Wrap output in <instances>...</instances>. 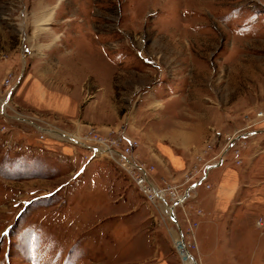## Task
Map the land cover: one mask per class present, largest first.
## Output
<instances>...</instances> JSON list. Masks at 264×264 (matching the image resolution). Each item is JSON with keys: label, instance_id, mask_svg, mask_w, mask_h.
Listing matches in <instances>:
<instances>
[{"label": "rangeland", "instance_id": "rangeland-1", "mask_svg": "<svg viewBox=\"0 0 264 264\" xmlns=\"http://www.w3.org/2000/svg\"><path fill=\"white\" fill-rule=\"evenodd\" d=\"M228 158L240 205L206 180L171 220ZM181 239L264 264V0H0V264H184Z\"/></svg>", "mask_w": 264, "mask_h": 264}, {"label": "crops", "instance_id": "crops-1", "mask_svg": "<svg viewBox=\"0 0 264 264\" xmlns=\"http://www.w3.org/2000/svg\"><path fill=\"white\" fill-rule=\"evenodd\" d=\"M59 156L64 157L63 154ZM228 162H230L229 158L227 161L218 162L216 164L211 163V165H209L212 166L210 168L214 167V170H211L210 173L207 174L205 181L207 180L213 189L212 191L203 192L202 195L203 204L206 209L210 210V214H214L218 211L217 213L227 215L230 211V206H238L243 201H236L242 186L240 184L238 172L234 168L231 169L230 163Z\"/></svg>", "mask_w": 264, "mask_h": 264}, {"label": "built area", "instance_id": "built-area-1", "mask_svg": "<svg viewBox=\"0 0 264 264\" xmlns=\"http://www.w3.org/2000/svg\"><path fill=\"white\" fill-rule=\"evenodd\" d=\"M98 149L99 148H97V147H93L92 148V153H93V155H96V154H99V151H98ZM123 159H125V158H123ZM128 161H130V160H128ZM126 162V161H125ZM131 162V161H130ZM134 164V163H133ZM216 164V163H215ZM135 165V164H134ZM210 168V166L208 165L207 166V169L206 170H208ZM143 176H144V174L141 176V177H139V179L138 180H140V178H141V180L139 181V183L140 182H144L143 181ZM146 176V175H145ZM206 176H207V171H205L201 176H200V178L198 179V180H196V181H193L192 183H191V185H189V187L185 190V192H184V194H180V195H178L176 198H175V200L173 201V202H176V204L174 205V208H176L177 206H180L186 199H187V194L190 192V188L191 187H195V186H197V185H199V184H201V183H203L204 181H205V178H206ZM134 179V178H133ZM188 179H190V178H188ZM187 179V180H188ZM202 179V180H201ZM201 180V181H200ZM200 181V182H199ZM197 182H199L197 185H196V183ZM145 183H148V182H145ZM140 188V187H139ZM149 188L151 189V185H149ZM141 189V188H140ZM142 190V189H141ZM143 192V191H142ZM151 193L152 192H154L152 189H151V191H150ZM143 193H145V192H143ZM146 194V193H145ZM155 192H154V196H155ZM175 195V194H174ZM150 200V199H149ZM174 208H173V210H174ZM175 212V211H174ZM257 225H259V226H262V222L260 221V220H257ZM182 235V234H181ZM174 244H175V242H174ZM186 245H187V247L188 248H190V245L188 244V243H185ZM175 248H176V250L178 251V253H179V255H180V257H181V259H183V261H184V264H191L190 262L192 261V263H193V261L195 260L194 259V257L193 256H191V254L188 252V253H186L185 255H184V257H182L181 256V253L179 252V250L177 249V247H176V245H175ZM196 263V262H195ZM194 264V263H193Z\"/></svg>", "mask_w": 264, "mask_h": 264}, {"label": "bare ground", "instance_id": "bare-ground-1", "mask_svg": "<svg viewBox=\"0 0 264 264\" xmlns=\"http://www.w3.org/2000/svg\"><path fill=\"white\" fill-rule=\"evenodd\" d=\"M1 106H2V108H3V106H4V103L3 104H1ZM105 149H106V147H104ZM99 150H101V149H98V151ZM108 150H110V149H107V151L106 152H110L111 154H112V152L111 151H108ZM126 159V158H125ZM126 161V164H130V166H134V164L132 163V162H130V161H128L127 159L125 160ZM143 181L144 182H148V180H147V178L145 177V175L143 176ZM149 183V182H148ZM151 189L156 193L155 194V196L157 197V198H159V199H164V193H163V191L162 190H157V189H155L153 186H151ZM171 206L170 205H168L167 206V213L169 214V218H170V216L172 215V212H171ZM173 214H174V216H175V212L173 211ZM177 219V218H176ZM182 233V232H181ZM178 243H179V247L182 249V251H180V253H181V256H184L186 253H188V247H187V245L183 242V240L181 239L180 241H178ZM191 264H196L195 263V261H193V263H192V261L190 262Z\"/></svg>", "mask_w": 264, "mask_h": 264}, {"label": "water", "instance_id": "water-1", "mask_svg": "<svg viewBox=\"0 0 264 264\" xmlns=\"http://www.w3.org/2000/svg\"><path fill=\"white\" fill-rule=\"evenodd\" d=\"M232 142H233V140H231L230 142H229V145H231L232 144ZM210 167H212V166H210ZM202 180V179H201ZM200 180V181H201ZM199 181V182H200ZM199 182H197L196 183V185L199 183ZM176 204V202H173L172 203V205H170L172 208H171V212H172V215L170 216V218H171V220H173L174 222H176V220H175V216H174V214H173V208H174V205Z\"/></svg>", "mask_w": 264, "mask_h": 264}]
</instances>
